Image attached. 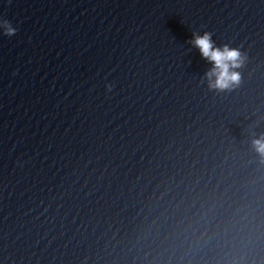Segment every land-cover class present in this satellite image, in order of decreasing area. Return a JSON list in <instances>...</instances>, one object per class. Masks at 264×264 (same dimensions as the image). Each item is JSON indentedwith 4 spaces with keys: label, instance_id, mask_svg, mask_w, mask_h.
<instances>
[{
    "label": "clouds",
    "instance_id": "clouds-1",
    "mask_svg": "<svg viewBox=\"0 0 264 264\" xmlns=\"http://www.w3.org/2000/svg\"><path fill=\"white\" fill-rule=\"evenodd\" d=\"M0 29L6 36L15 35L17 29L7 19H0ZM193 44L200 50L202 57L213 63L214 67L206 73L209 80V87L218 90L231 89L238 86L240 74L233 69L241 67L245 57L236 48H229L225 45L222 49L214 47L211 33L196 35ZM214 77V79H213ZM253 145L257 153L264 157V138L256 139Z\"/></svg>",
    "mask_w": 264,
    "mask_h": 264
}]
</instances>
